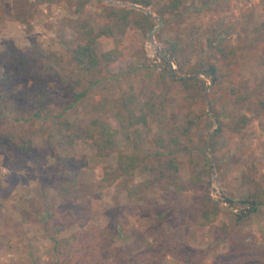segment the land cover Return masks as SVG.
I'll return each instance as SVG.
<instances>
[{"label": "rangeland", "instance_id": "obj_1", "mask_svg": "<svg viewBox=\"0 0 264 264\" xmlns=\"http://www.w3.org/2000/svg\"><path fill=\"white\" fill-rule=\"evenodd\" d=\"M165 1L146 7L155 25L133 17L124 32L101 37V50H112L113 60L89 72L66 41L84 24H102L105 6L131 1L0 0V51L11 44L42 54L31 76L15 77L2 104L0 129L29 139L34 149L17 162L9 145L0 151V264H264V212L236 228L237 210L225 201L264 194V0H181L167 13ZM158 17L163 24L151 41ZM166 41L180 43L170 61L175 74L215 63L219 84L185 89L163 60ZM39 71L49 98L37 115L27 87ZM131 93L164 101L169 115L123 128L103 107ZM58 116L75 121L81 134L75 144ZM95 117L118 129L121 150L145 154L146 175L116 177L117 155H96L86 140ZM174 138L184 147L176 162L189 186L176 197L167 180L144 184L159 169L157 152L172 148ZM208 169L210 184L201 178ZM64 172L77 178L68 195ZM217 203L219 212L206 218L204 210Z\"/></svg>", "mask_w": 264, "mask_h": 264}, {"label": "trees", "instance_id": "obj_2", "mask_svg": "<svg viewBox=\"0 0 264 264\" xmlns=\"http://www.w3.org/2000/svg\"><path fill=\"white\" fill-rule=\"evenodd\" d=\"M129 1L145 7L152 5V0ZM180 6L181 0H166L163 6V12L177 11ZM138 16H142L144 22L151 24V26L155 25L151 15L139 9L129 6H105L102 11V17L104 19L102 24H84L76 31L75 39L66 41L67 48L74 61L77 62L82 70L89 72L102 70L109 66L113 60V51L101 50L100 38L104 36L111 37L116 32H124L133 17H135L136 21H139ZM166 43L168 47L162 56L163 60L169 66L173 76L181 80L185 89L196 88L206 91L210 86L209 81L213 85L219 84L218 67L215 63H210L200 70L192 72L190 75L179 76L175 74V70L170 66V61H173L178 53L180 43L178 41H166ZM35 47L39 50L38 46ZM221 51L226 55L223 49ZM41 56L42 54L39 51L30 53L11 44L0 51V124L3 117L2 104L6 101L5 93L12 88L16 76H31L32 71L38 66L37 64ZM47 71L49 72L50 69L47 68ZM199 73L205 77L199 76ZM39 77L37 81H31L27 87L30 90L28 96L37 105V115L41 114L49 98L47 89L43 88L44 77H42V72ZM35 85L39 86L38 94H35ZM210 96L212 97V93ZM103 111L105 115L117 118L123 128H130L138 124H148L149 121L161 123L170 112L164 101L156 102L154 101V96L142 100L134 93L128 96H121L118 99H110L108 107H103ZM56 120L64 128L65 136L69 144H75L81 136L75 121L69 117L62 116H58ZM117 134L118 129L113 127L107 118L95 117L86 128L87 143L95 148L97 156L105 158L114 153L117 155L116 177L134 176L140 172L146 175L150 169V165L146 160L145 154L142 151L125 152L121 150L118 146ZM219 135L220 128H217L214 133V138H218ZM172 141L174 142L172 148L157 152L156 158L159 169L153 177V181H151L152 179L146 180L144 184L148 185L154 181L167 180L173 185L171 190L172 196L176 197L179 192L187 190L189 186L182 181L180 167L176 162V152L184 147L179 146L180 142L178 138H174ZM5 145H9L13 149L16 162L27 161L34 149V145L29 139L21 138L14 132L0 129V151L3 150ZM211 172V169H208L203 170L201 173V178L206 179L208 184L211 182ZM63 175L68 179V186L62 193L63 195H68L76 186L77 178L75 176L74 178L69 177L67 172H64ZM206 198L211 200L209 189L206 190ZM225 201L230 208L237 210V213H232L233 217L231 219L236 228H240L248 223L254 214L264 212V209L260 208L264 204V194L258 195L256 192H248L239 199L226 197ZM214 209L204 210V216L208 218L210 214L219 212L220 207L218 203L215 204ZM241 243H243V239L236 241L238 247ZM236 253L237 251L233 252L235 257L237 256ZM139 264H152V261L149 260Z\"/></svg>", "mask_w": 264, "mask_h": 264}, {"label": "water", "instance_id": "obj_3", "mask_svg": "<svg viewBox=\"0 0 264 264\" xmlns=\"http://www.w3.org/2000/svg\"><path fill=\"white\" fill-rule=\"evenodd\" d=\"M123 4H124V5H130L131 7H134V8L140 9V10H145L147 13H149V14H151L153 17H155V16L153 15V12H152L150 9H148V8H146V7H143V6L139 5V4L132 3V2H123ZM158 20H159V25L156 26V27H154V28L152 29V33H151V35H150V40H151V41L154 40L155 32L157 31V29L163 24V21H162V19H161L160 17H158Z\"/></svg>", "mask_w": 264, "mask_h": 264}]
</instances>
